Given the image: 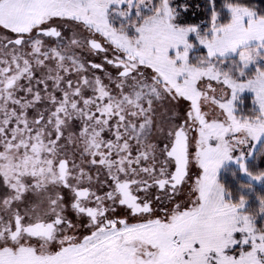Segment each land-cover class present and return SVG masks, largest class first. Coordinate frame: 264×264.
Here are the masks:
<instances>
[{"label": "snow or ice", "instance_id": "6c2138e0", "mask_svg": "<svg viewBox=\"0 0 264 264\" xmlns=\"http://www.w3.org/2000/svg\"><path fill=\"white\" fill-rule=\"evenodd\" d=\"M0 264H264V0H0Z\"/></svg>", "mask_w": 264, "mask_h": 264}, {"label": "rangeland", "instance_id": "374dc122", "mask_svg": "<svg viewBox=\"0 0 264 264\" xmlns=\"http://www.w3.org/2000/svg\"><path fill=\"white\" fill-rule=\"evenodd\" d=\"M249 103H250V100H249Z\"/></svg>", "mask_w": 264, "mask_h": 264}]
</instances>
